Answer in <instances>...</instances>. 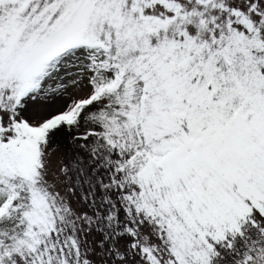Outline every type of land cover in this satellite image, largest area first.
<instances>
[{"label": "snow or ice", "instance_id": "obj_1", "mask_svg": "<svg viewBox=\"0 0 264 264\" xmlns=\"http://www.w3.org/2000/svg\"><path fill=\"white\" fill-rule=\"evenodd\" d=\"M0 264H264V0H0Z\"/></svg>", "mask_w": 264, "mask_h": 264}]
</instances>
